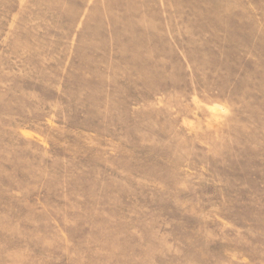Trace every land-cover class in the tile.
<instances>
[{
  "label": "rangeland",
  "instance_id": "374dc122",
  "mask_svg": "<svg viewBox=\"0 0 264 264\" xmlns=\"http://www.w3.org/2000/svg\"><path fill=\"white\" fill-rule=\"evenodd\" d=\"M0 264H264V0H0Z\"/></svg>",
  "mask_w": 264,
  "mask_h": 264
}]
</instances>
